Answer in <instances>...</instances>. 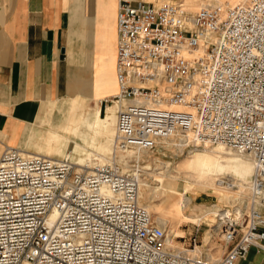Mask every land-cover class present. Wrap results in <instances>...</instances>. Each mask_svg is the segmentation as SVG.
I'll list each match as a JSON object with an SVG mask.
<instances>
[{
  "label": "built area",
  "instance_id": "1",
  "mask_svg": "<svg viewBox=\"0 0 264 264\" xmlns=\"http://www.w3.org/2000/svg\"><path fill=\"white\" fill-rule=\"evenodd\" d=\"M118 151L176 135L254 164L246 210L225 218L216 261L175 251L139 202V175L113 161L88 170L6 147L0 155V264H235L264 250V0L211 4L118 0Z\"/></svg>",
  "mask_w": 264,
  "mask_h": 264
},
{
  "label": "crops",
  "instance_id": "2",
  "mask_svg": "<svg viewBox=\"0 0 264 264\" xmlns=\"http://www.w3.org/2000/svg\"><path fill=\"white\" fill-rule=\"evenodd\" d=\"M117 6L118 0H0V155L16 146L73 160L63 149L74 137L81 143L74 140L73 161L81 164L101 144L106 123L116 120L114 105L74 108L66 123L54 117L43 131L35 130L36 119L59 115L74 98L101 101L117 93ZM235 264H264V251L251 246Z\"/></svg>",
  "mask_w": 264,
  "mask_h": 264
},
{
  "label": "rangeland",
  "instance_id": "3",
  "mask_svg": "<svg viewBox=\"0 0 264 264\" xmlns=\"http://www.w3.org/2000/svg\"><path fill=\"white\" fill-rule=\"evenodd\" d=\"M142 1L153 3L180 2L191 12L205 5L218 3L238 4V2L233 0ZM246 1L242 0L239 3ZM100 105L102 104L97 100L91 99L85 101L74 98L67 105L63 106V110H59L60 114L57 116L38 115L35 130H45L51 124L54 117L58 118L59 124L62 122L66 123L74 108L76 113H80L85 106L94 112L97 106ZM91 117H94L92 113ZM114 123L115 121L111 126L106 123L104 140L98 147L92 146L89 149L91 154L87 155V162L83 167L90 170L92 166H96L97 164H107L117 161L124 170L132 169V171L139 175V181L141 183L145 182L143 187L147 188L142 187L140 201L146 209L150 207L148 211L153 220L165 229L167 245L175 251L187 253L191 256L197 255L212 262L220 259L225 250L222 242V230L224 229V222L227 219L216 214L213 216L207 215V212L214 210L215 212L227 211L226 213H230L232 210L239 209L243 213L246 210V203L250 197V183L253 172L251 159L243 153L221 146L204 147L197 145L191 139L189 140L191 142H182L181 139L183 137L181 135H176L160 142L157 149L153 151H118L115 145L113 146ZM109 129L111 130L109 131ZM91 134L94 133L91 132ZM74 140L80 142L78 139L72 137L68 145L64 147L63 153L71 155L74 157L73 160L76 161L78 153L74 151ZM99 140L97 138L96 142H99ZM199 150L204 152H200L201 157L203 156L202 158L211 156V158L215 157L214 160L222 157L228 160L236 159L237 162H248L251 164L250 172L248 174H241L236 172L234 167H229L224 170L214 169L210 175L198 176V173L188 169V164H190ZM30 152L32 153L34 150ZM52 157L58 158L56 155ZM70 160L73 161L72 159ZM77 166L79 167V165ZM168 176H173L175 179H169ZM161 179L169 181L167 186L169 189L168 193L159 189L161 182H163V180L160 181ZM184 185L190 186L196 192L184 193L181 195L184 201L180 202L181 193L178 192V187ZM178 209L184 218L180 217ZM198 215H201V219L197 223Z\"/></svg>",
  "mask_w": 264,
  "mask_h": 264
},
{
  "label": "bare ground",
  "instance_id": "4",
  "mask_svg": "<svg viewBox=\"0 0 264 264\" xmlns=\"http://www.w3.org/2000/svg\"><path fill=\"white\" fill-rule=\"evenodd\" d=\"M156 1H158V0H156ZM233 1H236V2L239 3L242 0H233ZM201 7H203V6H201ZM113 105L115 106V104H113ZM113 122H114V119H112L111 122H109L108 124H110V126H111V125H113ZM115 124H116V120H115ZM181 136L183 137L181 139V141L185 142V143L188 142L190 139H192L191 136H187V135H181ZM113 141H114V144H113V146H114L115 145V141H116V129H115V127H114ZM191 141H189V142H191ZM198 152L195 154V156L191 160L190 164H188V169L193 171V172H195V173H198L199 174L198 176H202V175H205V174L210 175L214 169L224 170L225 168H229V167H234L235 171L239 172L241 174L242 173L248 174L250 172V168H251L250 165L251 164H249L248 162H245V161L237 162L236 159L228 160V159L222 158V157H218L217 159L214 160L215 157H212L213 158L212 159L211 156L202 158L203 156L201 157V153L200 152H202V153H204V152L202 150H199ZM86 162L87 161L85 160L81 164H77L76 163V165L84 166ZM251 163H252V166H253V172H252V175H253V173H254V164H253L252 160H251ZM168 178L172 179V180L175 179V177H173V176H168ZM162 180H163V182H161V186L159 187V189H161L165 193H168L169 189L167 188V186L169 184L168 183L169 181L168 180L165 181L164 179H161L160 181H162ZM164 181H165V183H164ZM143 185H145V182L141 183L139 181V186H138L139 193L138 194H139V202L141 204H142V202L140 201V192H141V189H142ZM143 188H147V187H143ZM178 192L181 193L180 194V202H181V201H184L181 195H183L184 193H187V192H196V191H193V189L190 186L184 185L182 187H178ZM149 208L150 207H147V210H149ZM178 211H179V209H178ZM226 212L227 211H225V212H220V211L219 212H215L214 210H211V211L209 210V212H207L208 213L207 215L210 214L211 216H213V215L216 214V215L221 216L222 218H228V217L240 218L241 215H242V212L239 209L238 210L237 209L236 210H232V211H230V213H226ZM179 214L181 215V211H179ZM180 217L182 218L183 216L181 215ZM200 219H201V215H198V219H197V221L196 220L195 221L198 223Z\"/></svg>",
  "mask_w": 264,
  "mask_h": 264
}]
</instances>
